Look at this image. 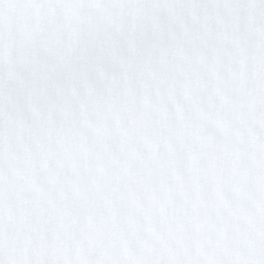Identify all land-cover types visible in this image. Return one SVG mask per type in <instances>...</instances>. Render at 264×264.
<instances>
[{
    "label": "clouds",
    "instance_id": "clouds-1",
    "mask_svg": "<svg viewBox=\"0 0 264 264\" xmlns=\"http://www.w3.org/2000/svg\"><path fill=\"white\" fill-rule=\"evenodd\" d=\"M0 264H264V0H0Z\"/></svg>",
    "mask_w": 264,
    "mask_h": 264
},
{
    "label": "snow or ice",
    "instance_id": "snow-or-ice-1",
    "mask_svg": "<svg viewBox=\"0 0 264 264\" xmlns=\"http://www.w3.org/2000/svg\"><path fill=\"white\" fill-rule=\"evenodd\" d=\"M192 163H193V164H195L196 162H195V161H193ZM162 214H163V212H161V213H160V215H162ZM157 218H159V216H157Z\"/></svg>",
    "mask_w": 264,
    "mask_h": 264
}]
</instances>
